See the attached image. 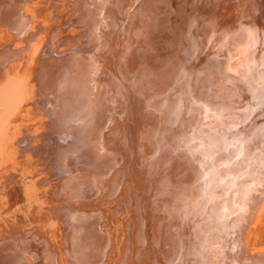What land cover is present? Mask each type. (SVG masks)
<instances>
[{
  "label": "bare ground",
  "instance_id": "obj_1",
  "mask_svg": "<svg viewBox=\"0 0 264 264\" xmlns=\"http://www.w3.org/2000/svg\"><path fill=\"white\" fill-rule=\"evenodd\" d=\"M42 1L0 14V264H264V0Z\"/></svg>",
  "mask_w": 264,
  "mask_h": 264
},
{
  "label": "rangeland",
  "instance_id": "obj_2",
  "mask_svg": "<svg viewBox=\"0 0 264 264\" xmlns=\"http://www.w3.org/2000/svg\"><path fill=\"white\" fill-rule=\"evenodd\" d=\"M39 1V5H42V0H37ZM63 0H58V3L57 4H60L62 5V2ZM75 2H90L91 0H74ZM133 1V0H132ZM95 4L93 5H90V9L93 10L94 12V18H88V16H85L83 17V21L84 22H91L94 27L98 28V17L99 15L101 14L102 10L105 8V5L103 3L102 0H95L94 1ZM102 2V3H101ZM205 0H197V4L198 5H201L202 3H204ZM163 2L159 1L158 3H156L157 5V8L159 9H163L164 11H166V15L168 17L171 18V21L168 22L170 24V26L172 28H174L176 31L182 27H184V25L181 24L180 22V18H181V13L179 12H176L175 9L172 10L171 7H170V2L163 4ZM25 4V0H0V14L2 12H4V8H9L10 6H13L14 8L13 9H10L9 12H10V16H12L14 14V9L16 8L18 11L19 10H22L23 6ZM101 5V6H100ZM88 7V6H87ZM49 11L48 13V18H45L44 20V23H40L39 26H38V29H44L46 27V29L41 33L44 38L49 35L50 38H52L51 40H53V38L56 36V33L58 32V30H56L55 32H52V28L53 26L57 23V18L58 16H60V14L65 11V6H58L57 8H54L52 9L51 11V8L50 7H47V12ZM46 12V13H47ZM10 16L8 17V19L6 21H3V16H2V21L0 22V32H1V29H4V27L6 28V30L10 33H13V39L19 34L21 33L22 31L26 30V28H29V25L31 23V20H27L26 18H22V16H20L18 13H16L15 15V19L13 22L15 21H18L19 20V23L18 24H13L12 22L9 21V18ZM71 17H69V19H66L65 23H69L71 19H74L76 14L72 15V13L70 14ZM26 17V16H25ZM166 22V21H164ZM159 19L156 18L155 19V26H153V29L156 30V28L158 27V24H159ZM50 30L51 32L47 31V30ZM87 29V28H86ZM161 29V28H160ZM164 29V28H163ZM85 30V28H84ZM154 30H151L150 32H155ZM159 33H160V40H156L158 38V36H152L153 38V43L150 42V44L152 45V47L150 48L153 52H150L151 54L154 53L155 56L159 57L160 60L162 59V56L165 57L166 53L168 52L167 51V42L169 40V37L167 35H165V32H161L159 30H157ZM47 32V34H46ZM89 33V32H87ZM188 34V33H187ZM88 35V34H87ZM183 36L186 37L185 35V32L183 33ZM60 37V36H59ZM58 37V38H59ZM61 39H64L63 37L59 38V40ZM26 42V41H24ZM136 42H139L138 40ZM43 43V42H42ZM149 43V42H148ZM44 44V43H43ZM53 45V43L51 44ZM147 45V44H145ZM85 48L81 49V51L79 52L82 56V53L84 54H89L91 56H96L97 55V51L99 52L100 50L99 49H96V48H92L88 45H84ZM140 48V47H138ZM140 50V49H139ZM180 51H178L179 53ZM101 57V56H100ZM153 56H150L148 58H142V59H145V60H149V59H152ZM164 60V59H163ZM99 66V68H105L106 66V63L103 62L101 63V61L99 63H97V67ZM92 118L90 117L88 120L91 122ZM72 130L70 129L69 132H71ZM74 132V131H73ZM74 134V133H73ZM64 136V135H62ZM63 139H65V136L63 137ZM92 141L95 140L94 136L90 139ZM90 146V145H89ZM102 146V144H101ZM146 191V190H145ZM79 203L83 204L84 202L78 200ZM87 203V202H86ZM152 203V201L150 202V204ZM95 203L93 202V205ZM127 206V204L125 203V207ZM159 211H162L160 209H158ZM117 215V220L120 222V230H121V233L124 234L127 232V229L125 228V226L123 225V222H125L127 219L125 217V214L124 213H121L119 211H117L116 213ZM20 220H18L17 222H19ZM177 221V220H176ZM177 223V222H175ZM8 225V226H6ZM14 225V221L12 220V222L8 221L7 223H4L2 221H0V233H4V229H6L7 227H10V226H13ZM254 239L256 242H264V223L261 225V227L259 226V228H256L255 230V233H254ZM120 241V239H118V242ZM120 244V243H119ZM120 249V248H119ZM122 250V249H121ZM115 257V256H114ZM103 261V260H102ZM113 261H115L114 263H112ZM99 264H102L101 262H99ZM108 264H117V259H114L112 260L111 262H109Z\"/></svg>",
  "mask_w": 264,
  "mask_h": 264
}]
</instances>
